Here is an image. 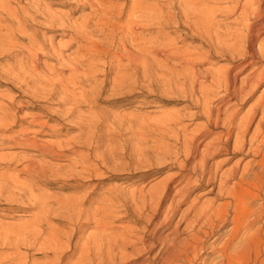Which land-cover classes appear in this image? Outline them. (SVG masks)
Instances as JSON below:
<instances>
[{
  "label": "bare ground",
  "instance_id": "1",
  "mask_svg": "<svg viewBox=\"0 0 264 264\" xmlns=\"http://www.w3.org/2000/svg\"><path fill=\"white\" fill-rule=\"evenodd\" d=\"M177 2L183 7V23L205 42H213L214 32L217 39L223 36L217 14L228 18L239 13L240 27L228 28L230 41L221 47L200 53L182 50L184 46H175L166 32L168 23L174 21L173 4ZM64 3L72 5L70 12L44 9L40 0H31L16 9L5 4L3 29L6 32L4 42L0 43V54L7 62L1 67L0 78L30 86L33 98L58 100L64 109L54 113L45 110L44 114L57 122L55 125L39 120L41 113L34 124L13 130L20 119L18 112L24 107L40 106L32 102L16 106L14 98L10 105L0 104V159L7 162V169L0 172V208H3L0 215L11 216L14 209L36 210L18 224H0V246L15 249L14 257L1 252L5 256L0 257V264L21 259V249L36 246L54 215L62 217V223L77 224L79 229L74 231L91 223L96 225L94 234L83 244L78 264H264V91L251 106L247 118L241 121L239 110L228 105L234 101L247 104L264 84V65H260L264 61V0H67ZM26 10L42 12L49 30L68 32L70 40L55 44L52 38L47 46L35 36L27 35L26 18L21 14ZM68 49H73L70 55L65 54ZM213 50L226 59L240 57L241 65L225 70L219 67L209 79V73L197 72L195 63L210 57ZM23 53L26 55L22 56ZM172 58L179 59V63H172ZM251 65L253 69L240 78ZM110 70L115 71L112 92L116 96L138 80L142 85L147 84L152 72L158 73V77L164 74V79L165 70L169 75L176 72L175 78L168 77L172 85L191 97L202 107V113L208 115L209 124L204 131L214 136L211 141H200L199 130L188 133L186 125L178 129L179 152L175 151L179 157H185L182 167L187 168L186 163L193 161L178 188L136 187L126 193L113 187L108 188L105 198L101 197L100 184L96 182L101 180L102 161L106 158L100 149L102 135L98 134L102 117L98 111L87 114L81 107L99 101ZM208 79L212 82H208L211 88L207 89ZM198 88L201 95L195 93ZM221 93L224 102L214 105L213 98ZM178 118L179 123L182 122L183 118ZM210 125H214V129ZM46 129H50L56 139L43 138ZM11 143L23 144L41 155L6 153L5 148ZM231 153H245L252 159L243 166L237 162L220 175V168L232 157L220 162L216 158ZM65 160L68 162L60 163ZM73 181L74 185H67ZM218 181L220 201H205L200 206L193 203L167 234L160 233L161 226L151 229L162 214H165L162 227L172 225L181 205L189 198L192 185L205 187ZM58 182L63 183V188L68 186L83 194L62 196L47 190ZM170 191L175 193L167 205ZM104 200L109 201L107 206H102ZM121 210L128 214L121 217L117 214ZM188 214H193L191 219ZM128 216H137L134 221L144 224L134 236L128 233L133 231L130 225H125L121 231H115L112 226L116 220ZM185 222L188 235H174ZM228 224L232 227L226 234L219 235ZM48 231L41 242L43 246L65 247L60 236L54 235L55 230L49 227ZM73 236L72 232L69 240ZM134 255L139 256L133 258Z\"/></svg>",
  "mask_w": 264,
  "mask_h": 264
},
{
  "label": "rangeland",
  "instance_id": "2",
  "mask_svg": "<svg viewBox=\"0 0 264 264\" xmlns=\"http://www.w3.org/2000/svg\"><path fill=\"white\" fill-rule=\"evenodd\" d=\"M18 1L19 3H16V0H13V1L12 0H0V18H1L0 19V23H1L0 24L1 26L0 27V30H1L0 31V38H1L0 43L4 42L2 38L6 32L3 29L6 24V21L4 19L5 13H6V10H5L6 5L9 4L11 8L16 9L17 7H21L22 5H24L25 3L31 0H18ZM40 1L44 9L45 8L50 9L51 11L70 12V10L72 9V5H68V3L67 4L64 3L67 0H58V1L57 0H40ZM68 1H71V0H68ZM173 5H174L173 7L174 21L169 20V22L170 21L171 22L168 23L167 25V29H166L167 38L171 39L175 46H178V47L184 46L185 48L181 47L182 50L183 49L188 50V51L197 50V52L200 53L202 51L204 52L208 51V49H210L211 47H218V46L221 47V45H225L226 43L230 41L229 32H226L228 28L230 26H233L235 28L240 27L238 23V19L240 17L239 13H236L228 18L227 16H225V14H222V13L217 14L216 20L222 23L221 25L222 27L220 30L222 31L223 36L220 39H217L216 32H214L213 42H210V43L205 42L204 39H202V37L200 38L199 35L194 34L192 31H190V29L185 24V22L183 23L185 17L182 16L183 7L180 5V2L174 3ZM21 14H23V16H25L26 18L24 22V26L27 29V35L35 36L39 41L45 43L47 46L51 43L52 38L55 44H60V43L65 44L66 42H68V40H70V34H68V32L64 33L61 30H49L48 28L49 26L42 12L40 11L36 12L34 10H26V11H23ZM72 51L73 49H68L65 51V54L70 55V52L72 53ZM25 55H26L25 53L22 54V56H25ZM170 61L172 63H176V62L179 63V59H176V58H172L170 59ZM6 62L7 61L4 58V55L0 54V70H1V67L6 64ZM241 62H242V59L240 57L226 59V57H224L221 53H217L213 50L210 57L206 58L203 61L201 60L195 63V69L196 70L198 69L197 72L203 73L204 75H206V73H209L208 74L209 79H212L211 75L214 73L216 74L217 70L220 69L219 67L225 70V68L228 69L229 67L233 65H239V64L241 65ZM260 65H264V61L260 62ZM168 69L169 68H167V71L169 72ZM208 69H210L211 71L209 70L208 72ZM251 69H253L252 65L249 66L248 69H246L242 74H240V78L246 77L247 73ZM113 71L114 70L112 71L110 70L111 74H109L108 76V83L105 85L104 91L101 93L99 101L93 104L86 103V105L83 104V106L81 107V110L84 111L85 113L87 112V114L93 111L96 113L98 111L97 113L101 115L102 117L101 125L99 126L100 130L98 134L102 135L100 149L104 153L106 158H105V161H102L103 166L101 169V173H102L101 180L96 182L100 184V188L98 191L101 193V197L105 198L106 195L108 194L106 193L108 188H113V187L119 188V189L121 188L125 190L126 193H130V191L132 192L133 190H135L136 187L138 189L141 187L146 188V189L156 188V187L178 188L179 187L178 184L180 183L184 175H187L189 173L187 169L190 167V164L193 163V161L187 162L186 163L187 168L184 169L182 167L181 163L182 162L184 163L185 157L184 156L179 157V153H178L179 152V137H178L179 133H177L179 132L178 129L179 127L181 129L183 125H186L188 133H194L199 130L198 134H200V138H199L200 141H205V142L211 141V139H213L214 136L211 135L208 130L204 131L205 126L208 127V124H209L207 122L208 115L202 113V110H203L202 107L197 106L191 97L185 96V93L182 92L181 90H178L179 88L175 86V84L172 85L173 83H171L169 78L171 76H174V78L175 76H177L175 71H174L175 74L169 75L170 72L169 73L165 72L166 71L165 70L164 73L167 75L165 79L163 77L164 74L162 75L160 74L161 77L160 75L158 77L157 75L158 73L152 72L153 74L151 73V75L149 76L147 84L142 85L143 83L141 82V80H138L137 82L139 84L134 83L132 87H126L123 90L124 92H119L117 94L118 96H116V94L113 95V92H112V88H113L112 78L114 77L113 73L115 72ZM234 71L236 72L237 68L234 69ZM65 75L67 76L68 72ZM209 79L207 81V89L211 88V84L209 85L208 82L211 83L212 81ZM155 81L157 83H154ZM29 89H30V86L17 84L12 81L10 82V80L4 77L0 78V104L10 105L12 98H14L16 100L15 102L16 106H19L20 104H23L24 106H26L31 102L35 105L40 106V107L37 106V107H29V108L24 107L22 109V112H18V116L20 117V119L17 121L16 126L13 127V130L20 129L22 127H27L29 125L34 124L33 121L41 113L42 115L41 117H39V120L49 121L51 125H55L57 122L54 120H50L49 117L46 116V113L44 114V112L47 111L48 113H52V112L54 113L57 110L64 109L63 105H61L58 100L33 98L32 92ZM132 90H134V92ZM263 91H264V84L259 86V88L256 90L254 98L244 105L238 102H235V101L234 102L236 104H234V102H231V100L229 102H231L232 104L228 102L229 103L228 105L230 106L233 105L232 106L233 108L235 109L237 108L236 110H239V115H238L239 121H241L242 119H245V117L248 116L249 114L248 111L251 109V106L256 103L257 99L262 95ZM195 93H197V95L202 94L199 88L196 89ZM221 95L223 96V93H221L219 96L215 98H213L212 96V98L214 99L213 100L214 105H220L224 102V97L222 98ZM13 111L16 112L15 110ZM178 117H180L181 119L183 118L182 122L179 123V120H177ZM173 119L177 120L178 122L174 121ZM166 120L170 122L168 123ZM167 125L168 127L170 126L169 127V129L171 128L170 130L168 129V127H166ZM209 127L211 129H214V125L213 126L210 125ZM33 128L39 129L40 127L33 126ZM123 128L124 130H122ZM167 130H169V132ZM182 131L181 133L183 134L184 131L183 132ZM113 132H115V134ZM50 133H51V130L46 129V131L44 132L43 138L56 139V137H53ZM173 137H176L178 140L176 141V139L175 138L173 139ZM234 140L235 139L232 140L233 143H234ZM158 147L159 148L161 147V148L159 149ZM175 150H177L178 152ZM3 152H4V149H3ZM5 152L9 154H19L20 156L21 155H33L34 157H40L41 155L39 151L33 150L32 148H29L23 144L13 145L12 143L9 145V147L5 148ZM170 152L172 154H170ZM163 154H165V158H166L165 160L163 159L164 158ZM166 156L169 158H167ZM228 157H232V158L227 163L222 165V167L219 170L220 175L224 173L225 171L229 170L235 163L240 162V165L243 166L246 162L252 159L251 156H245V153L236 154V155L231 153V154H225V155L218 156L216 158V161L220 162L223 159H226ZM154 159H156V161ZM174 159L176 160V162ZM158 160H160L159 163L157 162ZM179 160H180V163H179ZM56 162H60V161H56ZM65 162L67 163L68 161L67 160L61 161L60 163L64 164ZM156 162L158 163V165ZM162 162H166V163L163 164ZM6 163H7L6 161H3L0 159V172L5 171L7 169ZM110 166L114 170H112ZM193 179L195 180L196 177L194 176ZM75 183L76 182L73 181L71 183H68L67 185H74ZM62 186H63V183L58 182L54 185H50L47 188V190L51 193L62 195V196H65V195L72 196L75 193H79V195L83 194V192L81 191L76 192L75 191L76 189L74 188H67L68 186L63 188ZM191 188L193 189L191 193L189 194V198L186 200L185 203L181 205L180 211L178 210L172 225L171 226L166 225L162 227L161 223L165 216V214H162V215H159V218H157L154 221L151 229L153 227L155 228L156 226L157 227L161 226L159 228L160 233L167 234L178 223L179 221L178 219L182 217L181 216L182 213L184 214L193 203L196 204L197 206H200L205 201L206 202H209L210 200L220 201L217 195L218 188H219V181L214 184L205 186V187H199L197 184H194L191 186ZM85 189H87L88 191L92 190V188H85ZM174 193H175L174 191H170L168 201L166 202L167 205L168 203H170L171 199L173 198ZM221 201H225V199H221ZM107 203H109V201L107 202L106 200H104L102 203V206H107ZM2 209L3 208H0V214L3 212ZM184 210L186 211L184 212ZM35 211H36L35 209H27V210L14 209L11 213V216L0 215V224L2 223L7 224V225L15 224V223L18 224L28 219L31 216V214H33ZM125 213H126L125 211L121 210L117 214L122 217L123 215L128 214V213L126 214ZM192 216L193 214H188L189 219H191ZM53 217L54 218L51 219L49 227L51 228V230H55L54 235L60 236V239L66 244L65 247L67 248L62 247V249H57L53 245H50V244L43 246L41 242L43 241L45 237L48 236V233H49L48 231L49 227H46L45 234L42 236L40 242L36 246L31 247L32 249L30 248L21 249V251L19 252V256L21 257V259L14 258L15 261L13 260L12 262L11 260H7L4 264H38V263L48 264V262L49 264H56V263L57 264H69V263L78 264L80 261L81 254H82L81 252L83 251V244L86 242L88 237H90V235L94 234V232L96 231L95 223L86 225L84 228H82V230L78 231L79 226L77 224L68 223V222L62 223V217L57 216V215H54ZM134 218L138 219L137 216L136 217L128 216V217L123 218V220H118V221L116 220V222L112 226L115 231H121L123 230L122 228H124L125 225H130L133 227V231H129L128 233L134 236V234H137L138 231L140 232L142 230V227L144 226L143 223L134 221ZM186 226H187V222L182 224L179 230L176 233H174V235L180 236V237L187 236L188 232L185 230ZM231 227H232V224H228L224 230L219 232V235L226 234L227 231ZM75 228H78V229L74 231ZM72 232L74 234L73 236L74 238L72 237L70 241L69 235H71ZM148 234L149 233H147V235ZM66 249H67V252H66ZM1 252L6 253L7 256H13V257L15 256L14 254L15 249L9 246L7 247L0 246V253ZM4 253L0 254L1 258L5 256ZM138 256L139 255H134L133 258L138 257ZM50 261H53V262L50 263Z\"/></svg>",
  "mask_w": 264,
  "mask_h": 264
}]
</instances>
